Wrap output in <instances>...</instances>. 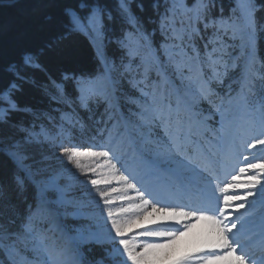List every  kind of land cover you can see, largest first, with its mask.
I'll use <instances>...</instances> for the list:
<instances>
[{
  "label": "snow or ice",
  "instance_id": "obj_1",
  "mask_svg": "<svg viewBox=\"0 0 264 264\" xmlns=\"http://www.w3.org/2000/svg\"><path fill=\"white\" fill-rule=\"evenodd\" d=\"M0 264H264V0H0Z\"/></svg>",
  "mask_w": 264,
  "mask_h": 264
},
{
  "label": "rangeland",
  "instance_id": "obj_2",
  "mask_svg": "<svg viewBox=\"0 0 264 264\" xmlns=\"http://www.w3.org/2000/svg\"><path fill=\"white\" fill-rule=\"evenodd\" d=\"M202 225H198L196 229L193 230L192 233H190L188 236L181 237L178 241V244L180 245V250L183 251L185 247H189L192 245V241L194 237L201 231Z\"/></svg>",
  "mask_w": 264,
  "mask_h": 264
},
{
  "label": "trees",
  "instance_id": "obj_3",
  "mask_svg": "<svg viewBox=\"0 0 264 264\" xmlns=\"http://www.w3.org/2000/svg\"><path fill=\"white\" fill-rule=\"evenodd\" d=\"M10 14H12V12H11V10H8V11H6L5 13H4V15H10Z\"/></svg>",
  "mask_w": 264,
  "mask_h": 264
}]
</instances>
